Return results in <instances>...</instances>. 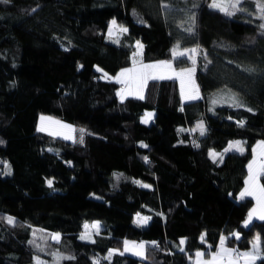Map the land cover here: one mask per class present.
I'll return each mask as SVG.
<instances>
[{"label":"trees","instance_id":"16d2710c","mask_svg":"<svg viewBox=\"0 0 264 264\" xmlns=\"http://www.w3.org/2000/svg\"><path fill=\"white\" fill-rule=\"evenodd\" d=\"M260 2L229 15L213 0H0V264H192L222 237L243 253L255 232L264 255V220L246 227L254 197L240 198L264 140ZM112 16L128 29L115 40ZM137 37L144 60L194 58L199 98L182 99L173 76L122 100L105 70L131 62ZM187 45L193 57L174 55ZM215 91L228 100L209 105ZM45 106L82 125V142L40 126ZM235 137L243 152L224 148Z\"/></svg>","mask_w":264,"mask_h":264},{"label":"snow or ice","instance_id":"6c2138e0","mask_svg":"<svg viewBox=\"0 0 264 264\" xmlns=\"http://www.w3.org/2000/svg\"><path fill=\"white\" fill-rule=\"evenodd\" d=\"M241 3V0H213V3L210 5L213 8H218L219 10L228 13L229 15L234 14V12H229V8L233 10H240L243 11L244 9L239 8V5ZM258 8L261 12V19H264V2L258 3ZM112 24L115 26L116 21H112ZM261 28H264V24L260 25ZM119 31L121 32H127V28L120 27ZM109 35H112V29L109 30ZM118 42V41H117ZM137 47L142 48V45L137 42ZM193 52L196 50L193 49ZM185 53L181 52L179 55L183 56ZM193 65H195V59L193 58ZM195 73V67L191 69H181L180 72H176L175 69H173L172 64L170 61H162L156 64H143L142 62L137 66V61L135 58L133 59V67L130 69H124L122 70L117 77H115L116 81L120 84L125 85L124 89H121L120 96L123 100L125 98L126 94H136L139 96L140 99H143V90L147 86L149 80H160V79H172L173 76L176 78H179L180 84H181V93L182 95H185V89L186 87L189 89V92L187 94V98L189 99H198V88H194V80L193 76ZM105 75H107L105 73ZM215 103V101H214ZM250 110V109H249ZM149 117L151 116V113L148 114ZM45 119L42 117V120ZM145 123L148 122L147 119L144 121ZM55 124H60L59 121H53ZM241 126L243 125V122H239ZM61 127L69 128L70 131H74L70 128L68 125H61ZM201 129H203V125H200ZM41 131H44L45 129L41 127ZM82 133L85 131L83 129L80 130ZM66 139H71V135H66ZM82 142V137H81ZM2 143V141H0ZM260 149L259 157H264V142H261L257 146ZM235 148L236 150L243 152V148L240 144V142H234L233 144L229 145V149ZM229 149H226L225 151H228ZM255 151V149L253 150ZM213 158H216L217 155H220L222 157V154H216L213 153ZM249 176L246 180L247 187L244 189V191L240 194V198L243 199L246 196H253L255 197L257 207L252 210V212L249 213L248 219L245 221V226L247 227L251 221L253 220V214H257L258 218L261 220H264V184H261L259 182V179L261 175H264V159H254L249 164ZM49 185L52 184V181H48ZM147 186V185H145ZM8 223L13 224L14 219L12 217H8ZM149 218L143 217L140 218V222L146 223ZM89 226L85 225V228L87 229ZM93 228L99 229V224L92 225ZM237 239H239V233L233 234ZM59 234H53V239L59 240ZM85 236H82L81 239H84ZM204 237L201 236V240H203ZM226 237H222L219 243V250L216 252L211 253V258L208 260H205L204 253L203 252H197L196 255V264H256L257 260L264 261V255L261 253V243H260V237L257 236L256 239L253 241V249L252 251L243 252L240 253L235 249L226 247ZM185 243V240H181L180 244L183 245ZM125 244V250L130 251L133 249H136L135 253L138 256H144V249L145 244H134L128 241L124 242ZM183 251V249H181ZM121 255L123 253H120ZM111 255V253H110ZM59 259H63V257H60ZM68 259H73L72 257H68ZM38 264L40 262L38 261Z\"/></svg>","mask_w":264,"mask_h":264},{"label":"rangeland","instance_id":"374dc122","mask_svg":"<svg viewBox=\"0 0 264 264\" xmlns=\"http://www.w3.org/2000/svg\"><path fill=\"white\" fill-rule=\"evenodd\" d=\"M112 21H116V25L114 26L112 24ZM120 27H123V28H127V25L125 23H119L114 16L111 17L110 21H109V26L107 28V34L108 37L110 39H117L120 35H121V31H119V28ZM112 29V35L110 36L109 35V30ZM137 42H139L140 45H142V48H138L137 47ZM134 48L133 50L131 51V62L127 63V64H124L122 67H120L119 69H117L115 72H110L109 70H105L106 74L108 76H112V77H117L119 75V73L124 70V69H130L133 67V59L135 58V60L137 61V66H139V64L142 62L143 64H156V63H159V62H162V61H170L171 64H172V67L173 69H175L176 72H180L181 69H191L193 68V63H188V65H181V66H176L175 64H173V58L172 57H155V59H142V55H141V52L143 50V44H142V40L137 37L135 38L134 40ZM194 45H187V46H184V47H176L174 50H173V53L174 55L177 54V52H183V53H186V54H189L190 57H193L194 55V52L190 51V50H193L194 48ZM178 80V85H179V89H180V96L182 99H189L187 98V94L189 92V89L186 87L185 89V95H182L181 93V84H180V80L179 78H177ZM193 80H194V88H193V93H194V90L195 88H198L197 84L195 83V79H194V76H193ZM117 94L119 97L120 96V92H121V89H124L125 88V85L123 84H119V86L117 87ZM144 91V90H143ZM127 95V94H126ZM135 95V94H133ZM198 95H199V90H198ZM200 96V95H199ZM229 98V94L225 93V92H221V91H215L211 94V97H210V101H209V105H214L216 103H222L224 101H227ZM215 101V103H214ZM47 111L48 113L44 112ZM153 112H154V109L153 108H145L144 112L141 114V119H143L145 121V119H147L148 121L151 119L152 115H153ZM149 113H151V116L149 117ZM41 117H40V126H43L47 129H49L50 131H53V132H56L57 134L59 135H71V139H74V138H81L83 136L84 133H82L80 130L81 129H85L82 125H80L79 123L77 122H74V121H71L69 119H66L64 118L63 116L59 115L58 113L52 111L50 109V106H45L44 108H42L41 112ZM42 117L45 118L42 120ZM53 121H59L60 124H55L53 123ZM61 125H68L70 126L71 129H73L74 131H70L69 128H64V127H61ZM234 142H240L241 144V138L240 137H235V138H232L225 146L224 148H227L229 145L233 144ZM258 146V143H255L253 145V150L255 149V151L253 152V155L256 157V159H262V158H259V153H260V149L257 147ZM215 149L213 150L212 148H210V154L212 155L214 153ZM213 156V155H212ZM248 176H249V173L247 174V177L245 178L246 180L248 179ZM259 182L261 183L260 179H259ZM262 184V183H261ZM246 181H245V185L243 186L245 188L246 186ZM254 202L249 206V209H248V213L242 218V223L245 224V221L248 219V216H249V213L252 212V210L254 208L257 207V204H256V200H255V197H254ZM136 216V214H135ZM143 217H147L149 218V216L146 214V215H142V218ZM254 217H258L257 214H253V218ZM82 236H87L86 233H83ZM88 237V236H87ZM252 241V240H251ZM243 250L245 252H248V251H252L253 249V246L251 245H248V246H242ZM188 257L191 258L192 260V264H196V255L193 254V252H189L188 253ZM211 258V257H210ZM209 258V259H210ZM38 261L40 262V264H47V260L44 259L43 257H41L39 254L35 256V263L38 264ZM142 261H140L138 264H142L141 263Z\"/></svg>","mask_w":264,"mask_h":264},{"label":"crops","instance_id":"0c3cea01","mask_svg":"<svg viewBox=\"0 0 264 264\" xmlns=\"http://www.w3.org/2000/svg\"><path fill=\"white\" fill-rule=\"evenodd\" d=\"M261 142H264V140H257V143H258V145L259 144H261ZM260 158V157H259ZM254 159H256V157L255 156H253V159H252V161L254 160ZM249 173V170H248V172H247V174ZM247 174H246V177H247ZM245 177V178H246ZM247 187V185L245 186V188ZM244 187L241 189L242 191H244V189H245ZM257 236H259V233H254L253 234V236H252V241L250 242V246L252 245L253 246V241L256 239V237ZM260 237V236H259ZM125 241H128V242H131V243H134V244H140V243H144V241L142 240V241H137L136 239H134V238H132V239H130V238H123ZM221 240V239H220ZM219 243H220V241H218V243L216 244V248H215V250H213V251H210V252H208V253H205V252H203L202 251V249H198L197 248V250L195 251V253H194V255L197 253V252H203L204 253V259L205 260H208L210 257H211V253H213V252H216V251H218L219 250ZM226 247H228V248H233V245H228V244H226ZM261 248H262V243H261ZM243 250V249H242ZM136 251V249H133V250H130V252H135ZM144 252H145V249H144ZM243 252H245L244 250H243ZM241 264H243V262H241Z\"/></svg>","mask_w":264,"mask_h":264},{"label":"built area","instance_id":"2783aa9c","mask_svg":"<svg viewBox=\"0 0 264 264\" xmlns=\"http://www.w3.org/2000/svg\"><path fill=\"white\" fill-rule=\"evenodd\" d=\"M235 250H237L238 252L242 253L241 250H239L238 248H236Z\"/></svg>","mask_w":264,"mask_h":264},{"label":"bare ground","instance_id":"6f19581e","mask_svg":"<svg viewBox=\"0 0 264 264\" xmlns=\"http://www.w3.org/2000/svg\"><path fill=\"white\" fill-rule=\"evenodd\" d=\"M260 158H262V157H260Z\"/></svg>","mask_w":264,"mask_h":264}]
</instances>
